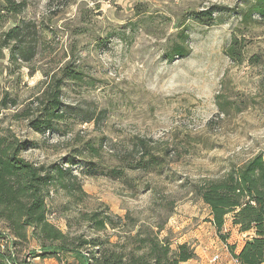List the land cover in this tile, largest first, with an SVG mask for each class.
<instances>
[{
    "label": "rangeland",
    "instance_id": "rangeland-1",
    "mask_svg": "<svg viewBox=\"0 0 264 264\" xmlns=\"http://www.w3.org/2000/svg\"><path fill=\"white\" fill-rule=\"evenodd\" d=\"M6 1L0 0V130L28 141L23 156L37 165L66 168L76 158L74 175L85 193L75 201L50 187V221L71 237L94 238L83 214L147 220L157 205L166 208L163 217L172 207L161 237L174 249L224 243L229 250L237 229L224 228L226 242L212 232L192 188L264 155V18L242 15L255 0H9L25 4L19 14L9 13ZM15 27L19 37L11 40ZM235 38L245 47L242 63L227 55ZM178 45L190 53L171 60ZM252 56L261 64L250 65ZM65 68L82 79L64 78L62 102L74 114L39 134L15 117L34 112L46 84L63 79ZM147 151L158 166L127 168L148 161ZM205 223L202 240L187 238ZM8 235L0 221V246ZM40 248L36 240L21 243L19 261L80 264L67 252L38 258Z\"/></svg>",
    "mask_w": 264,
    "mask_h": 264
},
{
    "label": "trees",
    "instance_id": "trees-1",
    "mask_svg": "<svg viewBox=\"0 0 264 264\" xmlns=\"http://www.w3.org/2000/svg\"><path fill=\"white\" fill-rule=\"evenodd\" d=\"M4 7L11 14H19L26 6L24 3L16 4L7 0ZM224 11L226 8H214V12ZM242 15L245 19H251L255 15L264 18V0H255ZM211 18L206 19L209 20L208 23L212 22ZM17 32L18 27H15L7 36L11 40L18 39ZM182 34L184 33H180L181 36ZM231 45L227 55L242 63V49L245 47L240 48L236 38ZM189 53L186 47L178 45L171 51L170 59L187 57ZM249 62L250 65H259L261 59L252 56ZM80 75L76 70L65 68L63 79H54V82L46 84L36 100V113L26 112L15 118L27 120L31 130L39 134L55 131L69 113L74 114V110L64 108L62 102L64 78L75 83L82 80ZM17 103V100H13V107H17ZM2 104L8 108L5 101ZM30 147L28 141L20 139L13 131L0 130V221L7 224L9 233L16 239V251L13 254L8 248L5 251L0 249V264H31L30 258L24 257L19 261L17 256L19 245L31 240H36L41 246L38 258L51 255L59 257L60 253L67 252L78 256L80 264H184L196 259L195 249L189 243L179 244L174 249L171 239L161 237L166 229L167 219L171 216L170 211H173L172 207L167 208L166 217H163L166 208L162 209L157 205L152 208V218L147 220L131 213L120 217L95 211L82 216L89 229L97 234L94 238H87L85 234L71 237L69 233H64L49 220L47 197L50 187L56 191H64L75 201L85 195L79 178L74 175L78 163L73 158L65 162L71 164L66 168L61 164L48 167L37 165L23 156ZM143 158H148V161H142L140 167L128 165L127 168L148 169L159 164L148 151ZM111 175L120 177L121 173L114 170ZM192 194L210 209V223L216 227L225 242L228 237L222 232L228 216H231L233 226L238 228L240 234H253V238L244 244L239 254L235 252L234 245H229V252L239 264H264L263 154H256L239 165H232L220 179L195 185ZM109 230L113 234L104 237L98 235ZM112 237L116 241H111Z\"/></svg>",
    "mask_w": 264,
    "mask_h": 264
},
{
    "label": "crops",
    "instance_id": "crops-1",
    "mask_svg": "<svg viewBox=\"0 0 264 264\" xmlns=\"http://www.w3.org/2000/svg\"><path fill=\"white\" fill-rule=\"evenodd\" d=\"M206 208L208 209V218H207L208 222L207 223L209 225V229L212 232L214 231L215 233H217L216 227L212 223H210V220H212L211 211L207 206H206ZM226 222L227 223L225 226V232H227V230H226L227 226L232 225V227H233V222H232L231 216L227 217ZM207 223H205L204 225H200L198 227V229H196L194 231L189 229V233L186 235L187 238H190V239L191 238H200L202 240L204 237L203 233H205L203 230H204V227ZM234 228H236L238 231L237 227H234ZM252 236H253L252 233L240 234L238 231V237H237L238 241L233 243V245L235 246V252L237 254L241 253L240 251L243 249L244 244L248 240L253 238ZM218 245L222 246V247H218ZM201 246H198V248H196V250H195V253L197 254L196 260H192V261L186 262L184 264H190L191 262H193V264H236L232 253L229 252V250L226 248V246H227L226 244H224V243L216 244L212 250H209V248H207V247L202 248ZM39 251H40V249H39ZM215 255H219L220 259L213 263L212 260H213ZM57 264H59V263H57Z\"/></svg>",
    "mask_w": 264,
    "mask_h": 264
},
{
    "label": "built area",
    "instance_id": "built-area-1",
    "mask_svg": "<svg viewBox=\"0 0 264 264\" xmlns=\"http://www.w3.org/2000/svg\"><path fill=\"white\" fill-rule=\"evenodd\" d=\"M52 193H53V192H51V194H52ZM52 217H53V216L50 215V216H49V220H50ZM14 241H16V239L14 238V236H12V235L9 233V235L7 236V239H6L5 244L1 245V246H0V249H1L2 251H5L6 248H8L9 251L13 254V253L16 251V246H15ZM219 259H220V256H219V255H215L214 258H213V260H212V262L214 263V262L218 261ZM234 259H235V258H234ZM235 262H236V264H239L238 261H237L236 259H235Z\"/></svg>",
    "mask_w": 264,
    "mask_h": 264
}]
</instances>
